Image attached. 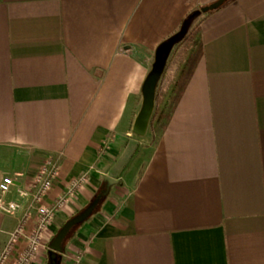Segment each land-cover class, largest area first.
I'll return each instance as SVG.
<instances>
[{
  "label": "crops",
  "instance_id": "0c3cea01",
  "mask_svg": "<svg viewBox=\"0 0 264 264\" xmlns=\"http://www.w3.org/2000/svg\"><path fill=\"white\" fill-rule=\"evenodd\" d=\"M216 1L0 0V180L14 179L7 199L20 206L2 218L0 245L25 223L13 256L37 222L15 189L54 159L49 205L85 183L56 208L48 246L103 192L58 264H264V0L188 20ZM186 20L202 56L136 176L142 85Z\"/></svg>",
  "mask_w": 264,
  "mask_h": 264
},
{
  "label": "built area",
  "instance_id": "2783aa9c",
  "mask_svg": "<svg viewBox=\"0 0 264 264\" xmlns=\"http://www.w3.org/2000/svg\"><path fill=\"white\" fill-rule=\"evenodd\" d=\"M59 165L57 160L48 159L33 177L29 189L18 187L15 194L19 198L28 195L32 197V209L37 213L36 226L27 238L26 246L13 256L14 249L21 237L24 236V222L21 221L16 228L8 234L7 241L0 245V264H33L40 254L48 248L49 227L54 219L56 208L61 207L67 196L73 195L85 183V177L79 176L71 180L65 195L58 197L52 205L47 203V197L52 184L58 175ZM14 186V179L3 177L0 180V231L3 217L14 214L19 209V204L7 199Z\"/></svg>",
  "mask_w": 264,
  "mask_h": 264
},
{
  "label": "water",
  "instance_id": "95a60500",
  "mask_svg": "<svg viewBox=\"0 0 264 264\" xmlns=\"http://www.w3.org/2000/svg\"><path fill=\"white\" fill-rule=\"evenodd\" d=\"M225 0H218L213 4L202 7L200 9L201 13H206L219 8ZM194 14L188 17V20L193 17ZM187 20L184 21L181 29L178 33L171 36L169 39L165 40L155 51L154 62L151 69L146 76L144 83L142 85V103L139 112L137 113L135 120L132 125V131L136 135H145L149 128V123L152 118L154 108H155V96L156 87L161 77L164 68L166 66L167 59L171 52V49L175 42L179 41L185 34ZM103 198V192H99L93 200L78 214L74 215L68 219L61 228L57 231L55 236L49 243L48 246V263L47 264H58L60 254L63 251V244L66 238L69 236L72 229L87 220L97 209L101 200Z\"/></svg>",
  "mask_w": 264,
  "mask_h": 264
},
{
  "label": "trees",
  "instance_id": "16d2710c",
  "mask_svg": "<svg viewBox=\"0 0 264 264\" xmlns=\"http://www.w3.org/2000/svg\"><path fill=\"white\" fill-rule=\"evenodd\" d=\"M203 14L205 13H195L193 17H200ZM202 52L201 29L199 26H195L190 32L185 31L184 36L173 45L169 55L179 53V61L174 77L166 89L163 90L160 87V80L164 73H162L159 78L156 87L155 108L149 123V130L153 141L159 140L164 133L173 111L183 94L184 88L191 77L196 64L202 56ZM168 62L169 57L166 66ZM165 68L164 70H166Z\"/></svg>",
  "mask_w": 264,
  "mask_h": 264
},
{
  "label": "rangeland",
  "instance_id": "374dc122",
  "mask_svg": "<svg viewBox=\"0 0 264 264\" xmlns=\"http://www.w3.org/2000/svg\"><path fill=\"white\" fill-rule=\"evenodd\" d=\"M179 53L174 55H169V62L166 66V70L164 75L162 76L160 80V87L165 90L166 87L171 83L174 73L177 68V64L179 61ZM148 134L143 137L135 138L134 141L130 142V154L129 159L131 160V163H133L132 168L135 171L136 176L140 173L142 170L146 159L153 147V142L151 139V132L148 130Z\"/></svg>",
  "mask_w": 264,
  "mask_h": 264
}]
</instances>
